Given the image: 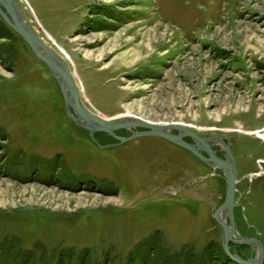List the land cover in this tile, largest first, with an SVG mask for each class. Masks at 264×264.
<instances>
[{
    "label": "rangeland",
    "instance_id": "rangeland-1",
    "mask_svg": "<svg viewBox=\"0 0 264 264\" xmlns=\"http://www.w3.org/2000/svg\"><path fill=\"white\" fill-rule=\"evenodd\" d=\"M13 1L67 61L89 111L225 136L237 231L264 235V0ZM6 32L0 264H228L212 218L221 172L157 136L93 140L66 116L46 66Z\"/></svg>",
    "mask_w": 264,
    "mask_h": 264
},
{
    "label": "water",
    "instance_id": "water-1",
    "mask_svg": "<svg viewBox=\"0 0 264 264\" xmlns=\"http://www.w3.org/2000/svg\"><path fill=\"white\" fill-rule=\"evenodd\" d=\"M0 18L25 42L32 55L46 66L58 86L66 116L75 125L86 130L90 138L93 139L92 135L95 132H103L120 143L137 136H157L184 148L211 169L219 170L224 179V192L221 202L212 212V218L220 227L221 249L227 258L236 264H261L263 258L261 242L257 238L241 235L234 227L232 209L235 206L234 192L239 177L225 136L221 134L199 136L179 122H156L134 115L103 118L94 114L79 102L78 89L67 61L35 34L13 0H0ZM117 129H125L128 134L119 136L114 132ZM184 137H188L190 141H186ZM213 145L218 146L221 156L215 153ZM230 241L254 246V254L247 258L240 257L229 250Z\"/></svg>",
    "mask_w": 264,
    "mask_h": 264
},
{
    "label": "flooded vegetation",
    "instance_id": "flooded-vegetation-1",
    "mask_svg": "<svg viewBox=\"0 0 264 264\" xmlns=\"http://www.w3.org/2000/svg\"><path fill=\"white\" fill-rule=\"evenodd\" d=\"M212 148H213L214 150H215V149L219 150L218 146H216V145H213ZM215 153H216L217 155L221 156V153L218 154V153L216 152V150H215ZM259 161H260V163H262V164L264 163V159H263V158H262V160L259 159ZM263 170H264V169H263ZM262 173H263V171L259 169L258 171H254V172H252V175H253L255 178H259V177H263V176H262ZM256 180H257V179H256ZM239 204H240V202H235V206L233 207V220H234V215H235L234 208H236L237 206H239ZM235 224H236V223H235V221H234V227H235L236 230H237L238 227H236ZM246 225H247L248 228H252V229H254V233H253V234H250V235H248V234H246V233H241V235H244V236H251V237L257 238V239L261 242V244H262L263 257H264V235H263L261 232L257 231V230L254 228L253 225H249V224H246ZM228 245H229V250H230L231 252H235V253H237V254H238L240 257H242V258H247V257L252 256V255L254 254V250H255V247H254V246L250 247V246L245 245V244H237V243H234V242H231V241L228 242ZM228 264H234V263H233V262H228Z\"/></svg>",
    "mask_w": 264,
    "mask_h": 264
},
{
    "label": "trees",
    "instance_id": "trees-1",
    "mask_svg": "<svg viewBox=\"0 0 264 264\" xmlns=\"http://www.w3.org/2000/svg\"><path fill=\"white\" fill-rule=\"evenodd\" d=\"M6 31H12L3 21H2V19L0 18V38L1 37H4V36H6ZM13 32V31H12ZM41 62V61H40ZM86 131V130H85ZM220 252H221V254H222V256L225 258V260L226 261H228V262H231L228 258H227V256L223 253V251H222V249H221V247H220ZM234 263V262H233ZM234 264H236V263H234Z\"/></svg>",
    "mask_w": 264,
    "mask_h": 264
}]
</instances>
